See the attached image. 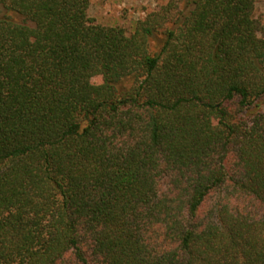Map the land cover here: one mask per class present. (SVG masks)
Segmentation results:
<instances>
[{"label": "trees", "instance_id": "obj_1", "mask_svg": "<svg viewBox=\"0 0 264 264\" xmlns=\"http://www.w3.org/2000/svg\"><path fill=\"white\" fill-rule=\"evenodd\" d=\"M255 6L0 0V264H264Z\"/></svg>", "mask_w": 264, "mask_h": 264}, {"label": "rangeland", "instance_id": "obj_2", "mask_svg": "<svg viewBox=\"0 0 264 264\" xmlns=\"http://www.w3.org/2000/svg\"><path fill=\"white\" fill-rule=\"evenodd\" d=\"M169 2L170 0H90L89 15L97 24L120 27L128 35H133L139 23ZM254 16L264 22V0H256ZM151 44L156 47L158 42L151 40ZM94 81L100 82L101 78L96 77ZM262 109L264 112V105Z\"/></svg>", "mask_w": 264, "mask_h": 264}]
</instances>
